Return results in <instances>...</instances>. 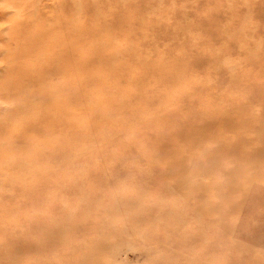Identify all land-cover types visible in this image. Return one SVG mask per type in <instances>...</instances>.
<instances>
[{
  "label": "rangeland",
  "instance_id": "obj_1",
  "mask_svg": "<svg viewBox=\"0 0 264 264\" xmlns=\"http://www.w3.org/2000/svg\"><path fill=\"white\" fill-rule=\"evenodd\" d=\"M7 85L0 264H264V0H0Z\"/></svg>",
  "mask_w": 264,
  "mask_h": 264
},
{
  "label": "bare ground",
  "instance_id": "obj_2",
  "mask_svg": "<svg viewBox=\"0 0 264 264\" xmlns=\"http://www.w3.org/2000/svg\"><path fill=\"white\" fill-rule=\"evenodd\" d=\"M6 72H13V73H15V65L12 67V68H10L9 70H7ZM232 75H234V74H232ZM19 88V87H18ZM8 89H10V87L7 85V88H1L0 87V92H2L3 90H5L6 92H7V90ZM5 94V93H4ZM6 95V94H5ZM244 110V109H243ZM260 116H261V114H260Z\"/></svg>",
  "mask_w": 264,
  "mask_h": 264
}]
</instances>
